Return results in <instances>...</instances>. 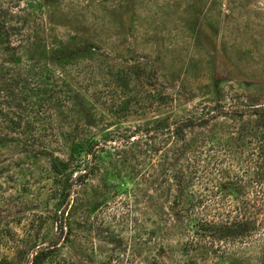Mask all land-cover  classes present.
Wrapping results in <instances>:
<instances>
[{"label":"rangeland","instance_id":"rangeland-1","mask_svg":"<svg viewBox=\"0 0 264 264\" xmlns=\"http://www.w3.org/2000/svg\"><path fill=\"white\" fill-rule=\"evenodd\" d=\"M0 80V264H30L43 246L53 248L45 264H112L115 237L132 245L135 264L172 263L154 254L153 238L133 245L150 240L163 216L147 198L155 191L142 183L140 159L126 164L111 146L127 150L121 139L135 142L156 120L264 105V0H0ZM46 107L47 134L78 129L75 138L106 143L94 174L72 187L64 225L50 158L68 151L52 145L51 156L39 155L49 138L39 133L35 151L24 142Z\"/></svg>","mask_w":264,"mask_h":264},{"label":"trees","instance_id":"trees-1","mask_svg":"<svg viewBox=\"0 0 264 264\" xmlns=\"http://www.w3.org/2000/svg\"><path fill=\"white\" fill-rule=\"evenodd\" d=\"M84 47L90 51L96 49L94 45ZM8 81L12 80L4 79L1 88H8ZM60 95L56 96L57 104L65 102ZM72 96L74 99L77 93ZM4 102L0 99V107ZM49 108L43 111L44 116H33V121L42 120L43 124L28 125L26 131H31L24 142L31 147L29 151H35L37 145L30 140L35 141V134L39 133L42 137L49 136L42 142L44 145L36 148L39 155L51 156L55 151L52 145L68 151L66 158H50V169L63 182L58 205L64 225L62 219L68 210L72 187L94 174L98 153L105 151L106 143L77 139L78 129L47 134L48 130H54L48 119ZM219 117H229L230 121L208 125ZM155 122L156 126L148 127L135 142H130V136L122 138L120 145L130 143L127 150L111 146L117 156L120 151L127 159L125 163L135 157L140 159L137 165L146 172L142 183L152 184L155 191V195L147 198L163 216L154 219V227L146 232L150 240H141L138 236L133 245L150 246L153 238L158 246L154 254L169 257L172 262L154 257L151 264H264V105L227 108L216 105L198 117L171 123ZM191 129L198 131L188 132ZM79 132L83 134V130ZM143 137L153 145L147 140L141 141ZM160 200H165V205H159ZM75 201L87 221L90 216L87 201L81 198ZM174 239L177 248L171 246ZM122 240L110 239L116 248L108 257L109 263L135 264L134 254H128L130 249L134 251L132 245ZM52 249L40 247L32 255L30 264H45L51 258Z\"/></svg>","mask_w":264,"mask_h":264}]
</instances>
